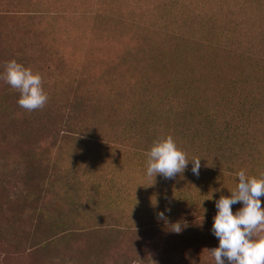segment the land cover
<instances>
[{
  "label": "trees",
  "instance_id": "obj_1",
  "mask_svg": "<svg viewBox=\"0 0 264 264\" xmlns=\"http://www.w3.org/2000/svg\"><path fill=\"white\" fill-rule=\"evenodd\" d=\"M45 11L22 0H0V73L14 59L41 75L48 96L44 107L27 111L17 104L19 92L0 79V146L11 149L0 159V215L7 223L0 227L1 249L14 256L26 252L35 264H214L208 250L218 245L211 232L215 201L230 195L217 194L216 186L219 180L237 183L241 170L264 177V145L245 138V129L231 138L199 125L191 114H139L143 110L131 106L111 117L110 123L118 121V133L100 130L101 116L89 112L92 99L65 97L63 86L48 79L45 52L50 44L33 29ZM159 128L188 159L205 157L198 175L191 172L190 162L182 178L145 174L143 163ZM98 130L115 141L94 136ZM260 199L264 207V196ZM11 204L12 210L6 209ZM241 206L232 205L233 213ZM165 208L170 209L165 212L169 223L187 224L180 233L157 219ZM124 238L138 240L140 250L123 251L119 245Z\"/></svg>",
  "mask_w": 264,
  "mask_h": 264
},
{
  "label": "rangeland",
  "instance_id": "obj_2",
  "mask_svg": "<svg viewBox=\"0 0 264 264\" xmlns=\"http://www.w3.org/2000/svg\"><path fill=\"white\" fill-rule=\"evenodd\" d=\"M22 2L46 9V17L33 29L50 44L45 52L50 58L48 79L63 86L65 97L94 100L95 104L89 101V112L101 116L100 130L118 133V121L110 123L111 117L113 113L121 116L131 106L143 110L139 114L150 110L191 114L199 125L231 138L245 129V138L264 145V0ZM62 42L64 49L57 48ZM141 86L144 94L134 95ZM162 131H155L156 141L164 138ZM107 132L98 130L93 135L115 141ZM10 150L0 146V159ZM86 150L95 153V149ZM200 159L207 162L204 156ZM260 168L264 172V162ZM236 184L219 180L216 193H231ZM2 217L0 227L6 228ZM138 243L135 238H124L119 246L133 252L140 250ZM71 244V254H76ZM1 248L0 264L36 263L26 252L7 255Z\"/></svg>",
  "mask_w": 264,
  "mask_h": 264
},
{
  "label": "clouds",
  "instance_id": "obj_3",
  "mask_svg": "<svg viewBox=\"0 0 264 264\" xmlns=\"http://www.w3.org/2000/svg\"><path fill=\"white\" fill-rule=\"evenodd\" d=\"M0 79L19 92L17 104L27 111L44 107L48 100L41 75L14 59L6 62ZM146 155L145 174L148 176L159 174L172 179L182 174L189 162L191 172L199 174L201 159H188L171 136L155 141ZM236 175L235 190L215 201L211 232L218 238V245L208 252L214 264H264V207H261L260 199L264 196V177L246 176L244 170ZM238 202L242 206L233 213L231 206ZM167 211L170 209L158 211L156 217L169 231L178 234L187 227L181 220L169 223Z\"/></svg>",
  "mask_w": 264,
  "mask_h": 264
}]
</instances>
